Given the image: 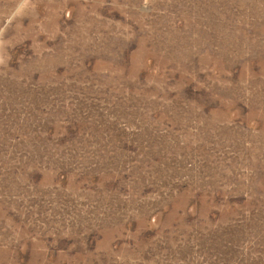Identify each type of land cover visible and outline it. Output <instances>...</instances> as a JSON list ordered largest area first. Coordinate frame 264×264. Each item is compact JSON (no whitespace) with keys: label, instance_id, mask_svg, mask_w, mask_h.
<instances>
[{"label":"rangeland","instance_id":"374dc122","mask_svg":"<svg viewBox=\"0 0 264 264\" xmlns=\"http://www.w3.org/2000/svg\"><path fill=\"white\" fill-rule=\"evenodd\" d=\"M0 264H264V0H0Z\"/></svg>","mask_w":264,"mask_h":264}]
</instances>
